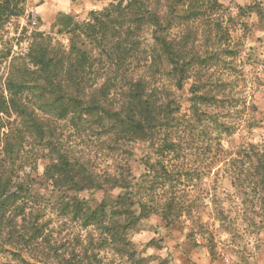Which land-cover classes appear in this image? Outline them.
Segmentation results:
<instances>
[{"label":"trees","instance_id":"obj_1","mask_svg":"<svg viewBox=\"0 0 264 264\" xmlns=\"http://www.w3.org/2000/svg\"><path fill=\"white\" fill-rule=\"evenodd\" d=\"M24 1L0 0L1 40L11 19L26 13ZM165 3L166 11L162 14L150 5V0H115L101 11L92 10L90 20L82 22L61 13L53 26L58 27L59 33L70 35L67 48L38 31L31 33L24 56H12V45L0 46V61L9 60L7 74L0 78V243L1 250L19 257L23 264L38 263L26 261L3 245L8 234L17 236L28 251L38 249L40 241L48 240L49 232L40 221L41 206L32 210L36 203L51 205L63 223L78 221L83 227L98 231L91 244V255L84 248L82 257L60 259L57 264H115L98 257L96 250L104 248L113 249L116 256L125 255L130 264H145L146 259L148 262L153 257L137 255L128 237L142 220L135 211L140 192L135 188L131 166L126 162L113 175H95L88 161L66 146L63 121L77 131L95 132L112 153L124 149L126 141H146L158 161L150 163L149 156L143 160L148 171L143 172L140 186L149 177L156 179L157 184L161 179L164 187L176 180L165 163L166 157L180 158L187 149L183 142L189 141L191 147L190 141L214 131L206 150L212 159L223 160L218 155L224 149L223 134L230 137L235 131V126L223 120L222 115L232 106L233 98L224 94L227 82H195L188 114L181 112L178 100L164 82L176 75L178 79L173 85L180 87L192 72L212 65L214 56L189 51V39H183L178 29L190 30L192 21L206 17L207 9L219 2ZM144 33L150 35L148 40ZM208 86V91H203ZM12 115L15 120L10 122ZM29 145L34 152L31 157L29 148L26 149ZM34 157L47 162L44 174L53 195H57L55 201L53 195L43 196L40 201L31 191V177L22 182L11 174L19 171L20 164L29 165ZM239 157L232 156L226 164L234 166L242 161L241 167L235 166L234 176H245L243 180L238 178L239 185L247 186L241 188L242 193L246 194L249 187L251 193L257 194L264 211V144H252L247 154ZM195 174L200 175L198 169ZM116 188L121 193L114 198L109 193ZM85 190H100L105 197L93 206L90 199L80 197ZM176 205L181 204H168L174 206V212L179 210ZM154 241L148 246L156 245Z\"/></svg>","mask_w":264,"mask_h":264},{"label":"rangeland","instance_id":"obj_2","mask_svg":"<svg viewBox=\"0 0 264 264\" xmlns=\"http://www.w3.org/2000/svg\"><path fill=\"white\" fill-rule=\"evenodd\" d=\"M114 1L25 0L26 13L12 18L6 25L0 46L12 45V56H24L28 51L31 33L38 31L52 36L53 42L67 48L70 46V35L59 33L58 27L53 26L57 17L67 13L78 21H88L92 10L101 11ZM165 2L150 0V5L159 8L163 14L166 11ZM218 2L213 9H207L206 17L192 21L194 23L190 30L184 27L178 29L183 39H189V51L214 56L212 65L199 68L195 74L192 72L191 77L185 78L180 87L173 85L174 80L178 79L176 75H173L174 79L171 77L164 81L161 78L159 81L170 86L181 112L185 114L189 112L191 89L195 82L212 85L227 82L224 94L233 98L232 106L222 115L225 116L223 120L235 126V131L230 137L223 134L224 149L218 153L223 160L212 159V154L206 150L209 148V139L216 133L214 131L197 137L193 143L190 141L191 147L189 141L183 142V147L187 149L180 158L166 157L165 163L173 171L176 180L173 179L164 187L161 179L158 181L161 183L157 184L156 179L149 177L140 186L143 172L148 171L143 160L149 156L150 163L158 161L146 141H126L124 149L112 153L95 132L77 131L65 121L61 123L66 146L87 160L95 175H113L126 162L131 166L135 188L140 192L135 211L142 220L138 229L130 232L128 237L137 255L146 258L153 256L148 262L146 259L145 264H224L225 258H229L232 264H264V211L257 194L251 193L249 187L246 194L242 193L244 185H239L238 178L243 180L245 176H234L235 166L241 167L242 161L239 160L232 167L226 164L232 156L247 154L252 144H264V0ZM144 36L148 40L150 35L144 33ZM8 63L9 60L0 61V78L6 76ZM9 120L13 122L15 115ZM4 138L2 134L1 140ZM193 147L195 152L191 155ZM28 148L31 157L34 152L30 145ZM2 151L1 142L0 156ZM46 164L44 159L34 157L29 165L20 164L19 171L11 173L15 180L20 179L22 182L31 177V191L38 195L40 201L43 196L53 195V188L44 174ZM197 169L198 176V173L195 174ZM120 193V188H116L109 194L117 198ZM69 194L73 195V192ZM79 195L90 199L93 206L105 197L100 190H85ZM56 196L51 197L53 201ZM171 201L181 204L176 205L179 207L177 212H174V206H168ZM40 206V221L49 232L48 240L34 245L38 249L28 251L23 249L17 236L8 234L3 245L6 249L19 253L28 262L38 264H57L60 259H78L82 257L84 248L91 255L94 249L91 244L98 235L94 227H83L78 221L63 223L49 204L36 203L32 210ZM152 240H155L156 245L148 246ZM1 246L0 243V264H23L19 257L1 250ZM96 252L103 262L113 260L115 264H130L125 255H114L113 249H97Z\"/></svg>","mask_w":264,"mask_h":264},{"label":"built area","instance_id":"obj_3","mask_svg":"<svg viewBox=\"0 0 264 264\" xmlns=\"http://www.w3.org/2000/svg\"><path fill=\"white\" fill-rule=\"evenodd\" d=\"M224 264H232L229 258H225V263Z\"/></svg>","mask_w":264,"mask_h":264}]
</instances>
